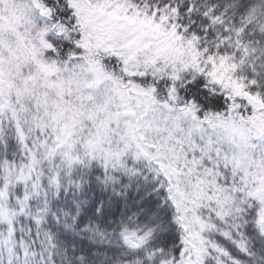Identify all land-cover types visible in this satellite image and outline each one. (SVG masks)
Returning <instances> with one entry per match:
<instances>
[{
    "label": "snow or ice",
    "instance_id": "obj_1",
    "mask_svg": "<svg viewBox=\"0 0 264 264\" xmlns=\"http://www.w3.org/2000/svg\"><path fill=\"white\" fill-rule=\"evenodd\" d=\"M0 264H264V0H0Z\"/></svg>",
    "mask_w": 264,
    "mask_h": 264
}]
</instances>
